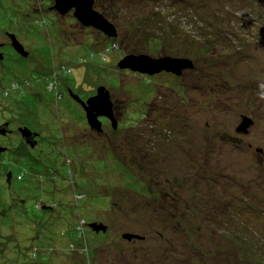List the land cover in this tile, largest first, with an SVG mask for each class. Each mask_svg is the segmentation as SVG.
Instances as JSON below:
<instances>
[{"label":"rangeland","instance_id":"rangeland-1","mask_svg":"<svg viewBox=\"0 0 264 264\" xmlns=\"http://www.w3.org/2000/svg\"><path fill=\"white\" fill-rule=\"evenodd\" d=\"M54 6L0 3L32 50L0 121L44 136L0 138V264H264V0H96L114 38ZM132 54L195 67L121 68ZM100 86L101 131L82 105Z\"/></svg>","mask_w":264,"mask_h":264},{"label":"water","instance_id":"water-1","mask_svg":"<svg viewBox=\"0 0 264 264\" xmlns=\"http://www.w3.org/2000/svg\"><path fill=\"white\" fill-rule=\"evenodd\" d=\"M54 8L59 11L61 15H65L74 9L75 18L82 23L84 26H92L98 29L107 37L114 38L118 36V29L116 25L111 22L102 12L95 8L96 0H54ZM121 68H132L141 72L149 74H155L160 71H167L176 74L177 76L182 75L183 71L192 69L195 67L194 62L189 58H178V57H159L155 58L147 54L139 55H127L119 63ZM72 94V93H71ZM76 98L77 96L74 95ZM82 105L86 112L88 123L92 128H96L99 131L102 130L101 121L99 117H106L110 119L112 125L117 127V116L114 111V102L111 99L110 90L105 86H100L97 90V94L88 98L87 101H82ZM253 123V119L248 116H244L242 123L237 127L238 131L246 132L249 126ZM29 131L28 128H23V131ZM10 174V173H9ZM10 180V175L8 176ZM89 226L95 232H106L107 225L100 222L90 223ZM126 239L132 240L133 238L141 239L142 236L134 233H125L123 235Z\"/></svg>","mask_w":264,"mask_h":264},{"label":"flooded vegetation","instance_id":"flooded-vegetation-1","mask_svg":"<svg viewBox=\"0 0 264 264\" xmlns=\"http://www.w3.org/2000/svg\"><path fill=\"white\" fill-rule=\"evenodd\" d=\"M57 12L59 13V11ZM2 27L0 26V78L5 79L7 83L11 81L16 82L20 77L25 76L24 78H26L28 76L20 74H22V69H26L28 66L32 50L29 49L24 41V33L17 32L8 27ZM12 126L13 121L10 119L5 118L0 121V138L14 134L26 149H34L41 140L43 141L44 136H42V132L39 130L33 129L28 125L13 126L14 128ZM23 128H28L29 131L26 130L24 132ZM0 150L2 149L0 148ZM10 176V179H12L11 172ZM18 201L19 203H25L23 199H18ZM43 207L49 208V206L45 205Z\"/></svg>","mask_w":264,"mask_h":264}]
</instances>
